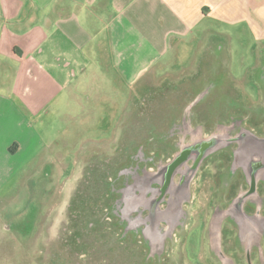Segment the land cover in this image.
Listing matches in <instances>:
<instances>
[{
	"label": "rangeland",
	"instance_id": "obj_1",
	"mask_svg": "<svg viewBox=\"0 0 264 264\" xmlns=\"http://www.w3.org/2000/svg\"><path fill=\"white\" fill-rule=\"evenodd\" d=\"M172 54L150 67L155 85L141 95L137 84L96 78L82 97L86 113L42 115L46 148L0 196V264H226L222 251L248 264L236 228L223 210L215 212L229 199L225 161L203 163L185 206L189 217L173 237L144 235L135 213L120 207L121 169L168 158L169 141L178 138L168 127L183 116L205 127L204 135L234 124L264 131V94L252 84L251 98L239 96L228 77L251 74L254 62L239 47L225 52V67L213 47ZM260 248L264 255V238ZM251 256L257 264V253Z\"/></svg>",
	"mask_w": 264,
	"mask_h": 264
},
{
	"label": "crops",
	"instance_id": "obj_2",
	"mask_svg": "<svg viewBox=\"0 0 264 264\" xmlns=\"http://www.w3.org/2000/svg\"><path fill=\"white\" fill-rule=\"evenodd\" d=\"M194 44L219 50L224 67L239 47L254 63L231 85L264 94V0H0V196L46 148L42 115L86 113L96 78L141 95L151 66Z\"/></svg>",
	"mask_w": 264,
	"mask_h": 264
},
{
	"label": "flooded vegetation",
	"instance_id": "obj_3",
	"mask_svg": "<svg viewBox=\"0 0 264 264\" xmlns=\"http://www.w3.org/2000/svg\"><path fill=\"white\" fill-rule=\"evenodd\" d=\"M183 118L168 127L171 139L173 134L178 135L176 140L169 141L172 152L168 158L160 159L157 164L152 162L153 157H146L149 164H124L118 187L120 207L135 213L133 221L144 235L156 236L159 240L173 237L175 230L182 229L189 217L185 206L191 200L193 182L203 163L209 158L213 162L225 161L224 169L229 172L225 197L229 199L226 206L217 204L215 212L223 210L227 222L236 228L235 239L242 242L246 262L254 264L251 255L257 253V264H264L260 248L264 238V131L234 124L223 130L214 128L204 135L205 127L190 125ZM221 132L229 135L228 144L201 159L189 155L170 170L185 146ZM222 253L231 264H238ZM228 260L226 264H230Z\"/></svg>",
	"mask_w": 264,
	"mask_h": 264
},
{
	"label": "water",
	"instance_id": "obj_4",
	"mask_svg": "<svg viewBox=\"0 0 264 264\" xmlns=\"http://www.w3.org/2000/svg\"><path fill=\"white\" fill-rule=\"evenodd\" d=\"M229 141V135L224 132L212 134L210 137L207 138H200L195 143L185 146L182 153L171 165L170 170H173L184 158L189 155H194L195 158L201 159L212 150H215L220 146L228 144Z\"/></svg>",
	"mask_w": 264,
	"mask_h": 264
}]
</instances>
